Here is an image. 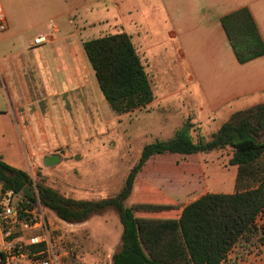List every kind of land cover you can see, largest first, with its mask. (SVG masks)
Segmentation results:
<instances>
[{
  "label": "crops",
  "instance_id": "1",
  "mask_svg": "<svg viewBox=\"0 0 264 264\" xmlns=\"http://www.w3.org/2000/svg\"><path fill=\"white\" fill-rule=\"evenodd\" d=\"M0 5L6 25L0 41L22 42L18 50L0 44V158L14 167L30 171L43 163L54 166L47 164L51 157L59 158L58 165L62 155L70 156L71 142L61 140L70 137L66 119L74 121L76 104L85 111L92 86L101 91L84 44L102 37H130L152 90V67L172 73L182 89L197 86L202 99L195 103L197 113L207 119L223 124L236 111L264 103V56L239 63L222 24L225 16L247 8L264 41V0H0ZM41 35L48 42L33 45ZM226 171H211L212 190L205 194L236 192L238 167ZM202 195L171 199L186 206ZM258 223L264 228V215ZM36 224L35 229L41 226ZM3 243L0 230V247ZM237 252L224 264H264V246L230 262Z\"/></svg>",
  "mask_w": 264,
  "mask_h": 264
},
{
  "label": "trees",
  "instance_id": "2",
  "mask_svg": "<svg viewBox=\"0 0 264 264\" xmlns=\"http://www.w3.org/2000/svg\"><path fill=\"white\" fill-rule=\"evenodd\" d=\"M222 24L239 63L264 56V41L249 9L225 16ZM84 50L116 114L145 108L154 101L148 75L127 34L85 42ZM193 132L194 124L187 121L171 138L146 144L122 189L112 197L77 200L65 196L35 183L28 170L2 158L0 186L22 197L18 222H35L30 213L38 205L70 225L114 212L122 234L111 264H224L238 250L230 261L236 263L264 246V228L258 223L264 215V103L236 111L209 138ZM227 148L232 149L230 165L238 167L235 193H207L186 206L145 197L129 205L139 175L154 157L196 156Z\"/></svg>",
  "mask_w": 264,
  "mask_h": 264
},
{
  "label": "rangeland",
  "instance_id": "3",
  "mask_svg": "<svg viewBox=\"0 0 264 264\" xmlns=\"http://www.w3.org/2000/svg\"><path fill=\"white\" fill-rule=\"evenodd\" d=\"M1 42V48H22V42L18 40ZM148 73L154 102L121 115L112 111L102 92L99 94L97 87L94 90L91 85L92 98L84 107L85 111L76 104L74 121L69 115L66 119L70 137L62 135L61 140L71 142L70 156L62 155L58 165L45 166L43 163L41 168L31 169L34 182L44 183L77 200L112 197L122 189L146 144L171 138L187 121L194 124V136L201 134L207 138L221 125V121L197 113L199 107L195 103L202 100L197 86L182 89L172 73H161L153 67L148 68ZM93 79L92 75L91 82L94 83ZM57 123L61 124L60 120ZM76 133L81 135L76 136ZM231 157V148L196 156L154 157L139 175L129 205L144 197L176 203L171 198L179 194L187 200L205 194L212 190L209 185L211 171L225 174L231 166ZM17 204L21 206L22 197H17ZM31 214L41 226L25 230L16 225L14 238L22 242L32 236L45 238L48 244L43 249L53 250L59 264H109L119 246L122 226L112 211L92 217L88 225L78 226L61 221L39 205ZM21 264L35 262L28 259Z\"/></svg>",
  "mask_w": 264,
  "mask_h": 264
},
{
  "label": "built area",
  "instance_id": "4",
  "mask_svg": "<svg viewBox=\"0 0 264 264\" xmlns=\"http://www.w3.org/2000/svg\"><path fill=\"white\" fill-rule=\"evenodd\" d=\"M5 29L4 14L0 5V31ZM47 42V37L41 35L34 39L33 45L39 46ZM17 197L14 191H4L0 186V230L4 236V243L0 247V264H17L23 259L34 258L35 264H59V258L53 250L47 248L40 251L29 250V248L43 244L46 246L48 242L45 238L32 236L26 242L14 238L16 225H20L25 230L35 229L37 225L33 221L18 222L19 205L17 204Z\"/></svg>",
  "mask_w": 264,
  "mask_h": 264
},
{
  "label": "water",
  "instance_id": "5",
  "mask_svg": "<svg viewBox=\"0 0 264 264\" xmlns=\"http://www.w3.org/2000/svg\"><path fill=\"white\" fill-rule=\"evenodd\" d=\"M58 161H59V158L54 156V157L47 159V164L48 165H55ZM25 191L27 192L28 195H32L30 190L26 189Z\"/></svg>",
  "mask_w": 264,
  "mask_h": 264
}]
</instances>
